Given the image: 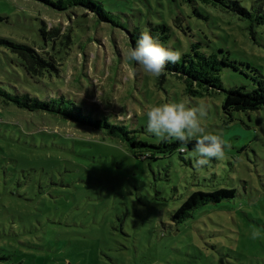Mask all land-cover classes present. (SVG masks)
<instances>
[{
    "label": "rangeland",
    "instance_id": "obj_1",
    "mask_svg": "<svg viewBox=\"0 0 264 264\" xmlns=\"http://www.w3.org/2000/svg\"><path fill=\"white\" fill-rule=\"evenodd\" d=\"M93 1L112 23L80 7L58 11L36 0H0L1 39L41 49L51 44L42 38V24L62 33L73 29V44L58 46V73L37 82L0 45V87L17 84L45 100L64 95L92 119L114 110L115 123L144 131L149 105H201L207 112L202 127L230 147L223 159L200 169L188 149L183 156L142 161L103 129L26 112L0 97V264H264V108L232 118L222 108L225 92L191 98L183 83L150 75L127 59L136 29L166 25L173 34L165 47L181 56L193 43L213 51L232 63L221 68L223 89L252 90L264 81V26L234 12L230 0L224 6ZM232 1L253 16L264 10V0ZM145 132L151 143L162 141ZM214 183L256 190L248 192L250 200L244 195L231 205L201 206L182 223L173 219L191 192L211 191Z\"/></svg>",
    "mask_w": 264,
    "mask_h": 264
},
{
    "label": "trees",
    "instance_id": "obj_2",
    "mask_svg": "<svg viewBox=\"0 0 264 264\" xmlns=\"http://www.w3.org/2000/svg\"><path fill=\"white\" fill-rule=\"evenodd\" d=\"M44 3L58 11H65L75 7L83 8L88 13L92 14L100 22L112 23L110 14L106 12L102 5L93 0H58L56 2L51 0H36ZM190 1V0H188ZM228 0H202L203 3L211 4L212 6H224ZM228 7L234 12H237L242 17H253L257 25L264 26V10L263 8L255 11L256 15L253 16L246 8H242L239 2L230 0L227 4ZM196 15L200 16L198 10H195ZM3 21L0 15V22ZM114 24V23H113ZM179 28V27H178ZM183 32V28H180ZM150 34L158 36L163 44L168 42L169 38L173 34V30L166 25L155 26L147 29ZM142 29H136L135 34L130 36L131 48L134 47L137 38L139 37ZM171 31V34H170ZM73 29L70 27L67 32L62 33L58 27H47L46 24H42L41 34L45 44L51 43L44 48L36 49L26 44L18 43L8 39L0 38V45L5 46L13 54L18 57L19 65L21 67L23 75L29 77L31 81L37 82L40 79L46 78V76H52V73H58L60 61L57 54L61 52L60 47L67 48L68 45L73 44ZM58 46L59 49H58ZM232 63L226 62V60L219 56L215 52L205 53L200 51L198 44H192L191 51L188 54H183L179 62L172 64L167 63L164 77L169 75L170 77L178 80L185 86L184 91L189 93L190 97H198L205 92H225L226 96L222 104V108L234 118L235 113H246L247 111L254 112L264 108V81L258 83V88L247 90L244 86L231 88L224 90L222 82L220 80V71L222 67H231ZM235 69V67H232ZM253 71H255L253 69ZM163 77V76H162ZM262 78V76H260ZM30 86H33L31 84ZM11 90L0 87L1 103L7 105H13L18 109L26 112H42L47 114L61 115L67 121L73 122L84 127H89L94 130H104L105 134L113 139H119L122 144L125 145L127 151L132 154L136 159L145 160H160L161 158L171 156L172 154H178L183 156L187 153V149L191 150L195 144V139L188 141L187 147L184 152L179 151L180 143L176 140L161 141L158 144L151 143L146 137H142L144 128L140 130L129 129L123 123H115L114 117L109 116L114 111H108L104 116L98 117V119H92L88 115H84L82 108L76 105L70 99H67L64 95H60L56 99H41L37 95L33 94L32 89L26 90L21 88L17 84H10ZM108 103V102H107ZM110 105V103H108ZM113 118V120H112ZM112 120V121H111ZM127 123V119L125 118ZM232 119V122H235ZM240 126V123H234V126ZM240 128H243L242 126ZM146 133V132H145ZM240 138V137H239ZM251 138V137H250ZM249 138V140H250ZM225 150V149H224ZM153 172V167L149 168ZM206 187H209L205 183ZM213 190L203 191L196 190L191 192L183 203L177 208L173 214V219L182 223L186 219L191 218L192 212L197 210L201 206L205 205H217L221 202H235L236 199H241L244 195L248 200L251 199L248 192L254 193L256 188L254 186L245 185L243 191L237 190L236 187L226 188L219 187V185L213 184ZM242 191V192H241ZM253 204V202L251 203Z\"/></svg>",
    "mask_w": 264,
    "mask_h": 264
},
{
    "label": "clouds",
    "instance_id": "obj_3",
    "mask_svg": "<svg viewBox=\"0 0 264 264\" xmlns=\"http://www.w3.org/2000/svg\"><path fill=\"white\" fill-rule=\"evenodd\" d=\"M127 59L136 62L146 73L159 77L165 72L166 64H175L181 59V52L165 47L158 36L143 30L137 38L134 47L127 53ZM147 117L146 133L154 135L158 140L174 139L180 143L179 151L184 152L188 141L195 138L191 149L193 167L200 169L209 166L213 159L221 160L225 156V141L220 135L206 132L201 125V119L207 112L201 105L188 102H170L159 105H149L145 109ZM253 233V238L258 235Z\"/></svg>",
    "mask_w": 264,
    "mask_h": 264
}]
</instances>
